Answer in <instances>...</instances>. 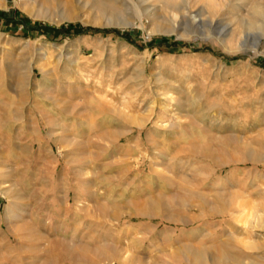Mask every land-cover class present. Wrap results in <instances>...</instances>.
<instances>
[{"label": "rangeland", "instance_id": "obj_1", "mask_svg": "<svg viewBox=\"0 0 264 264\" xmlns=\"http://www.w3.org/2000/svg\"><path fill=\"white\" fill-rule=\"evenodd\" d=\"M0 246L264 264V0H0Z\"/></svg>", "mask_w": 264, "mask_h": 264}, {"label": "bare ground", "instance_id": "obj_2", "mask_svg": "<svg viewBox=\"0 0 264 264\" xmlns=\"http://www.w3.org/2000/svg\"><path fill=\"white\" fill-rule=\"evenodd\" d=\"M212 6V5H211ZM175 8V7H174ZM198 14V13H197ZM177 15V14H176ZM201 14H198V16H195L194 15V18L192 19V21H193V23H196V24H200V23H202L203 21H204V18H202L201 16H200ZM181 17H183V18H186V19H188V16H187V14L186 13H184V14H181L180 15ZM174 21V20H173ZM211 21V20H210ZM212 21H213V19H212ZM7 190H9V189H7ZM26 238V237H25ZM18 241L19 240H17V243H18ZM13 247H15V248H19L20 246L18 245V244H16V245H13ZM0 249H1V246H0ZM17 250V249H16ZM0 258H1V255H0ZM2 259V258H1ZM0 263H2V261L0 260ZM6 264V263H5Z\"/></svg>", "mask_w": 264, "mask_h": 264}, {"label": "trees", "instance_id": "obj_3", "mask_svg": "<svg viewBox=\"0 0 264 264\" xmlns=\"http://www.w3.org/2000/svg\"><path fill=\"white\" fill-rule=\"evenodd\" d=\"M22 19V21L24 22V24H26L27 23V21H26V19L23 17V18H21ZM47 29H48V27H46Z\"/></svg>", "mask_w": 264, "mask_h": 264}]
</instances>
